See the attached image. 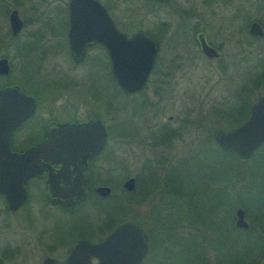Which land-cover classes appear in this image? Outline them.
Returning <instances> with one entry per match:
<instances>
[{"label":"rangeland","instance_id":"1","mask_svg":"<svg viewBox=\"0 0 264 264\" xmlns=\"http://www.w3.org/2000/svg\"><path fill=\"white\" fill-rule=\"evenodd\" d=\"M113 1L121 7L118 9L120 28L128 35L139 28L145 33H151V29L156 31L154 28L162 22L169 25L167 30L164 25L165 31L155 32V35L159 36L160 47L156 54L155 68L141 91L125 94L118 90L120 97L118 96L116 101L109 99V95L118 93L117 85H114L109 71L106 73L91 62L87 63L88 57L94 54L101 57L99 54H104L99 46H94L87 49V58L83 63L72 66L71 74L81 75V78L77 81L79 88L71 87L70 91L72 94L80 92L95 96L100 102L105 99L104 103L98 108L93 106L92 100L73 97L67 92L54 100L60 120L85 119L100 110L102 114H98L109 126L101 172L111 188V193L105 199H100L101 205L88 199L79 209L80 212L69 215L77 226V217L87 220L81 228L74 230H86L88 223L90 226H96L108 220L101 213L103 206L116 208L117 213H106L109 217L112 213L110 218H114L115 223L128 219L131 214L130 207L134 206L138 220L152 236L149 255L143 264H189V259L195 257L196 253L205 264H248L250 259L257 264H264V147L254 152L250 158L237 159L232 154L228 156L226 153L214 151V134L209 138L207 131L213 126L230 128L226 127L229 122V118L224 116L226 113L221 114L222 116L214 115L215 109L226 112L228 106L233 107V104L240 101L252 104L257 96L264 93V83H254L257 74L264 68V38L251 41L249 50L246 48L244 54H241V50L234 49L231 53L228 49V45L231 47L234 44L233 37L239 38L241 44H246L247 32L245 35L243 31L236 30L238 27L243 30L244 19L251 18L249 22L257 20L264 26V0H248L247 4H244L247 10L237 9V21L232 25L233 37L231 33H226L231 32L228 30L230 25L227 24L232 21L221 19L220 16L207 23L211 25L206 28L208 32L216 23L225 24V31L221 36L228 43L224 44L223 54L218 60L209 61L190 43L185 26L188 22H183L169 7H165L163 11L155 10L153 16H150L146 15L145 8L140 6L141 0ZM17 6L23 9L21 15L28 20L26 27L11 43L12 49L8 54H4L11 64L9 82H25L24 78L26 76L27 80L33 65H38L43 79L37 82L39 85L46 83V86L48 83L50 87L49 84L53 85L58 81L46 79V76L54 70L59 73L63 67L70 68L69 55L57 54L61 48H55L58 46L45 40L43 45L41 44L44 54H36L37 59H34V54L15 53V42L18 43L20 39L27 40L36 27L35 23L38 26V21L33 22L35 19H48L49 28L60 32L61 16L52 10L49 13V7L45 5L36 11L29 6L24 7L23 4ZM131 7L135 9L130 10ZM228 12L230 13L229 9ZM52 50L55 53H48ZM63 50L67 52L66 44ZM49 77H52L51 74ZM72 81L74 82V79L68 82ZM43 101L46 104L45 98ZM110 103L117 105V113L108 111L107 105ZM104 105L106 109L103 108ZM103 109L105 111H102ZM62 111L63 113L59 114ZM117 127H121V131ZM161 131L168 135L159 138ZM187 155L192 156L186 160L184 175L198 177L199 181L206 179L203 180L204 185L196 196V213L192 211L194 214L190 219L183 216L182 199L173 196L176 188L171 189L173 191L169 193L164 188L167 175L176 181L175 187L182 184L180 168L175 171L173 168ZM199 164L200 171L194 167ZM239 174L244 178L235 180L234 176ZM128 177H137L140 180H135V188L131 192L123 190L120 186ZM168 177L167 180L171 181ZM176 178L181 180L178 184ZM224 184L225 191L220 193L219 189L224 188ZM235 194L244 202V207L249 213L245 216L250 225L244 233L234 232L231 228L229 231L222 230L218 223H214V216L226 214L225 204H228L227 211L231 214L237 208L234 207ZM215 204H219V207H215ZM56 215L64 214L52 210L45 216L41 209L36 208L33 217L26 220L29 224L27 229L32 232L40 224L54 221ZM189 224L198 238L197 241L186 236L190 232ZM156 226L160 229L156 230ZM166 226L172 228L170 236L164 235L166 231L163 227ZM45 227L51 228L50 225ZM52 232L53 229H49L47 235H52ZM191 243L194 244L190 245ZM245 251H262V254H244L247 259H242L240 254Z\"/></svg>","mask_w":264,"mask_h":264},{"label":"flooded vegetation","instance_id":"2","mask_svg":"<svg viewBox=\"0 0 264 264\" xmlns=\"http://www.w3.org/2000/svg\"><path fill=\"white\" fill-rule=\"evenodd\" d=\"M27 1L0 0V54H2L0 55V58H5L8 65L7 73L0 74V80L1 81L3 80L2 82L0 81V91L7 88H16L18 91H20L21 93H23L33 101L32 114L29 117H27L25 120H23L21 123H19L16 127H14L10 132L9 151L16 155H22L32 145L44 141L50 124L53 123L83 124L88 122L93 116H96L98 121L103 125L107 137H106V142L99 153L91 157L84 156L82 158V175L85 180V198L81 203L66 208L59 206L57 203L53 204L46 191L45 181L47 177V172L45 169H41L39 173H37L36 175L29 176L26 178V180L22 184L24 197L20 201V203L13 208L10 207L5 194L2 191H0V264H64L66 262L67 256L72 246L76 241H88L92 244L99 243L117 225L121 224L124 221H132L137 225H139L143 229L147 237V253L144 259L141 260V262L139 263V264H143L149 255L150 240H149V234L145 230L144 226L141 224L140 220L139 222L134 220L137 218V213L134 209V206L133 208L132 206L130 207L131 214L129 215L127 214L128 219L119 221L118 223H115L114 218H110L113 216L112 213L110 217L106 215V213L108 212L111 211L113 212V210L111 209L113 208V206L110 207L111 210H106L105 207L103 206L102 209H100L101 213L103 214V217H107L108 220H104L103 222H101L102 224L98 223V225L96 226H90L88 223L86 230H82V229H79V231L74 230L75 228L77 229L81 228L82 225H84L85 222L87 221L86 218L82 219L77 217V224L79 225L77 226L74 225L73 218L71 220V217L69 216V215L72 216L73 213L80 212L79 209L81 208V206H83L84 203H86L88 199L92 203L97 202L100 203L101 205L102 202H100V199H105L111 193V188L110 186H108V184L106 185L104 183L105 179L101 172L102 160H105L102 157L103 154H105L106 143L109 136V128H108L109 126L106 123V121L103 118H101L100 115L98 114V113L102 114L100 110L90 114L85 119L68 118L67 120H60L59 119L60 117L56 113V105L54 104V100L61 97L62 94H65L67 92L70 93L73 97L78 96L82 99H86L89 101L92 100L91 103L94 104L93 106H97L99 108L101 103L102 104L104 103L105 99L103 100V102H100L99 99H96L95 96H90L89 94L84 95L80 92H75V94L71 93L70 91L71 87L79 88L80 84H78L77 81H80L81 75L78 76L72 75L70 71L73 70L72 66H77L83 63V61L87 58L86 57L87 49L92 48L94 46H99L104 52V54H99L102 58L94 54L92 57H88L86 59L87 63L91 62L93 65L103 69V71L106 73H108L109 71L110 73L108 74L115 82L111 72V65L107 51L101 44L95 43L85 48L83 57L80 61L73 60L68 47V35H67L68 26H69V20H68L69 12H68L67 4L69 0H30L31 2H29V0ZM96 1L99 3V5H101V7L104 8L105 12L111 19L116 29L121 31L120 20L118 15V9L120 10L121 7L119 8L117 3H115L113 0H96ZM247 1L248 0H141L139 4L140 6H143L145 8L146 15L149 14L150 16H153L155 10L163 11L165 7H169L172 11L176 12L177 15L180 16L183 22L185 23L188 22V24L186 23L185 25L186 31L188 32L187 34L188 39L190 40V43H192L196 48H198L199 54H202V56L204 57L200 47L199 35L203 37L205 43L208 46L213 48L217 52V54H219L218 57L213 59H207L204 57L206 60L209 61V60H218L221 54H223L224 44L226 43L228 45L227 40L221 36V34L225 31L223 29L225 24L216 23L215 26L211 28L208 32L206 28H210L211 26L208 25L209 21L214 20L215 18L218 19L220 16L222 17L221 19L224 20L227 19L229 21H232L231 23L227 24L230 25L228 30L231 32H226L227 34L231 33L232 36V32H233L232 25H234V22L237 21V15H236L237 9L240 8L246 9L244 4L245 3L247 4ZM21 4L25 5L24 7L29 6L30 8L33 9V11H36L38 8L40 9L42 5H45L49 7L48 8L49 13H51L50 10H52L56 15L59 14L61 16L60 32L54 31L49 28L48 19L46 21H42V20L39 21L38 19H35L33 20V22L38 21V26L37 23H35L36 27L33 28L32 30L33 32H31L28 35L27 40L21 41L20 39L18 43L15 42V46H16L15 53L17 52L18 54H34V59H37L36 54H44L41 44L43 45V42L45 40L47 42L54 43L53 45L55 46H58L55 48H61V51L59 50L57 54L63 53L69 55V59H70L69 63L71 66L70 68L63 67L59 73L57 71H56L57 73H55L54 70L52 73H50L52 77H49L50 74L46 76L47 78L44 77L46 79L51 78L50 80L52 81H58V83L56 84L53 85L49 84L50 87H48V83L46 86V83L39 85V83L37 82V80L43 79V77L40 75L41 73L39 72L40 70L38 65L36 66L33 65L31 69L32 72L27 76V80H26V76L24 78L25 82L23 83L17 82V84H12V82H9L10 79L8 78L10 76L11 64L8 58L4 54H8L9 50L12 49L11 43L13 42L14 39H16L19 36L21 30L24 27H26V22L28 20L23 15H21L23 9L20 6H17ZM132 5L134 4L132 3ZM132 9H135V7L130 8V10ZM228 9L230 13L228 12ZM223 11L225 12L223 13ZM12 12H15V15L20 21V28L15 34L12 33L10 27V15ZM250 19L251 18L244 19L243 30H240L239 27L236 29L237 32L243 31L245 35L247 32L248 36L246 35L247 37L246 44L245 45L241 44L239 38L232 36L233 38H235L233 41L234 44H232L231 47H229L228 45V49L229 51H231V53L235 49V50H241L242 51L241 54H244L246 48L247 50H249V45L251 41H258L264 38V26L261 25V23L258 22L257 20H251L249 22ZM253 21H256L260 25L263 31V34L261 36H253L249 33V25ZM164 25L167 26L165 29L167 30L169 24L162 22L158 24V27L156 26L154 28L156 29V31H153L152 28L151 33L156 34L155 32H157L158 30L160 32L165 31L163 29ZM245 26L247 28H245ZM155 41L159 45V42L157 40ZM65 44H66L67 52H64V50L62 51L63 46ZM50 52L55 53L54 50L49 51L48 53ZM156 54L153 59V64L149 76L152 74V71L155 68ZM37 73L39 74L37 75ZM70 79H74V82L73 81L68 82ZM115 84L116 82L114 83V85ZM116 89L117 91L122 90L118 85ZM142 89L134 93H137ZM134 93H128V94H134ZM119 94H120L119 91L118 93L114 92L111 95H109L108 98L109 99L113 98L116 101ZM44 98L46 99V104L43 101ZM70 98L72 97L70 96ZM247 103L248 101L246 102L240 101L237 104H233V107L232 105L228 106L226 108V112L220 110L217 111L216 109L215 112H220L221 114L229 113V112L232 113L234 111L240 112L241 109L242 111H245L246 107L248 106L247 108V116H248L251 104L247 105ZM116 106L114 103H110L109 105H107L108 107L107 109L108 111L117 113L118 108ZM103 108H105V105L103 106ZM105 109H103L102 111H105ZM61 113H63V111L59 112V114ZM65 113H67V110H65ZM61 116L63 117V115ZM117 128H120L119 130L121 131V127H117ZM4 158L6 159V156L0 158V161L1 160L2 162L5 161ZM6 167L7 166H5V163L0 162V187H2V190L6 189L10 191L7 185L9 182L10 173H9V169ZM99 186L109 187L110 190L109 194L104 197L100 196L97 193V188ZM134 188H135V179H134ZM11 198L17 200L19 199V195H16V193L13 191V195L11 196ZM226 203H228V201H226ZM215 207L218 208L219 204H215ZM224 207L226 210V214H223L224 216H219V217L214 216L215 219L214 223L216 224L218 223L220 229L222 230L225 229L226 231H229V228H232V222H231L232 218L229 216L230 213L227 211L229 209L228 204H225ZM36 208L41 209V212L45 216H48V214H50L52 210H58L61 214L64 215H60V216L56 215L54 221L48 222L47 224L42 223L35 230L30 232V230L27 229L29 224L27 223L26 220L31 219L33 217ZM235 210L233 212L234 225H235ZM114 212L117 213V211ZM125 212L126 211H124V213ZM244 220L247 223V226L242 229L245 230L246 232L249 228L250 222L246 218L245 213H244ZM47 225H50L51 228L45 227ZM49 229L51 230L53 229L52 235L51 234L47 235ZM90 261L91 263H96L95 258H91Z\"/></svg>","mask_w":264,"mask_h":264},{"label":"water","instance_id":"3","mask_svg":"<svg viewBox=\"0 0 264 264\" xmlns=\"http://www.w3.org/2000/svg\"><path fill=\"white\" fill-rule=\"evenodd\" d=\"M68 47L73 60L80 61L85 48L95 43L107 51L111 72L116 84L127 93L142 89L150 74L158 43L141 29L127 35L116 29L104 8L96 0H69ZM10 27L13 34L20 28V21L12 12ZM249 33L261 36L260 25L253 21ZM201 51L205 58L219 54L208 46L199 35ZM5 58H0V74L7 73ZM33 101L16 88L0 91V158L6 156L9 169L8 190L2 191L11 208L24 197L22 184L27 177L45 169L46 191L53 204L66 208L81 203L85 198V180L82 175V158L101 151L106 142V131L96 116L83 124H50L44 141L34 144L22 155L9 151L11 130L32 114ZM213 141L222 151L232 152L242 159L252 156L264 143V93L250 105L248 116L238 125L219 128ZM121 187L132 191L134 178L125 179ZM13 191L19 199L11 198ZM109 187L99 186L97 193L104 197ZM235 226L245 228L244 211L235 210ZM147 253V237L143 229L132 221L117 225L99 243L76 241L64 264H139ZM95 258L96 263L90 259Z\"/></svg>","mask_w":264,"mask_h":264},{"label":"trees","instance_id":"4","mask_svg":"<svg viewBox=\"0 0 264 264\" xmlns=\"http://www.w3.org/2000/svg\"><path fill=\"white\" fill-rule=\"evenodd\" d=\"M146 35H148V36H150V37H152L153 39H155V40H157L158 42H159V36H157V35H155V34H152V33H145ZM263 70H261L258 74H257V76H256V78H255V84L257 85V83H264V68H262ZM145 87V86H144ZM123 93H125V94H128V93H126L125 91H123V90H121ZM249 104V102L247 103V105ZM247 108H248V106L246 107V109H245V111H242V109L240 110V112H236V111H234V112H229V113H226V114H224V116H227L228 118H229V122H225L226 123V127H232V126H235V125H237V124H239L241 121H243L244 119H245V117L247 116ZM214 115H219V116H222L221 115V113L220 112H215L214 113ZM209 128V127H208ZM219 128H216V127H212V128H209V130H207L208 131V135H209V138H211V136L215 133V131L216 130H218ZM168 134L167 133H162V131H161V133H160V136H159V138H165V136H167ZM211 140V139H210ZM211 142V141H210ZM202 145H204V144H202ZM214 146H215V148L213 149L214 151H217V152H219L220 154H222V153H226V154H228V156L229 155H234L235 156V158H237V159H239V157L238 156H236L234 153H232V152H225V151H222V150H220L219 148H217L216 147V145L214 144ZM261 147H264V143L259 147V148H257L256 149V151L255 152H258L260 149H261ZM211 148H213V146L211 147ZM223 155H225V154H223ZM192 155H187V157L186 158H182L180 161H179V163H178V166H175L173 169H174V171L177 169H179L180 168V170H181V173H182V176H181V180H182V184H180L179 186H176L175 187V185L174 184H176V181H174V179L172 178V179H170L169 177H168V175L165 177V179H164V188H165V190L169 193V191H173V190H171V189H175L176 188V191H173V192H175V194H173V196L175 197V198H179V199H182V202H184V206H183V208H182V211H183V216H185V217H189V219L190 218H192V215L194 214V213H196V207H197V198H196V196H197V193H198V191L200 190V189H202L201 188V186L202 185H204V182H203V180H206L205 178H203L201 181H199L198 180V177H195V178H192V176H186V175H184V171H185V166H186V160L189 158V157H191ZM231 157V156H230ZM256 164V163H255ZM194 167L195 168H198V170L200 171V164L199 165H194ZM236 167H237V163H236ZM248 167H249V165H248ZM171 174V173H170ZM149 175V174H148ZM167 177H168V179L169 180H171V181H168L167 180ZM239 177H241L240 176V174L239 175H237V176H234V178H235V180L237 179V178H239ZM241 178H244V177H241ZM135 180L136 181H138L139 180V178H135ZM176 180H177V184L181 181H179V179L178 178H176ZM227 180H229V178L228 179H226V183L228 182ZM147 181V180H146ZM146 181H144V186H145V182ZM138 182H140V180L138 181ZM104 183L105 184H107L105 181H104ZM184 185V186H183ZM183 186V187H182ZM224 186V188H221V189H219L220 191V193H221V191H225V184L223 185ZM238 194V193H237ZM237 194H235V200L234 201H236L235 203H234V207H241L242 209H243V211H244V213L248 216V212L246 211V209H245V207H244V202H242L241 201V199L237 196ZM237 196V197H236ZM181 202V203H182ZM180 203V204H181ZM105 209L106 210H113V211H115L116 210V208L113 206V208H111L110 209V207H105ZM194 209V210H193ZM233 210V209H232ZM192 211H194V213L192 214ZM251 215V214H250ZM231 218H232V228H231V230L232 231H234V232H238L239 231V233L241 232V233H244L245 232V230H243L242 228H237L235 225H234V222H233V213L231 214L230 213V215H229ZM130 217V216H129ZM252 218H253V216H251ZM134 219V218H133ZM254 219V218H253ZM134 220H136V221H138L139 222V220H138V218H136V219H134ZM181 220V219H180ZM231 220V219H230ZM159 222V221H158ZM161 223V222H160ZM190 223H192V221H190ZM254 223H255V221H254ZM162 224V223H161ZM189 230H190V232H188L187 233V238L188 237H190V238H192V239H194L195 241H197L198 240V238H197V236H196V234L195 233H193L192 232V230H193V228H192V226L189 224ZM155 229L156 230H159L160 229V227H158V226H156L155 227ZM163 229L166 231V232H164V235L166 236H170L171 235V230H172V228H168V226H166V227H163ZM162 229V230H163ZM236 230V231H235ZM149 232V231H148ZM149 240H151L150 241V243H152V236H151V233L149 232ZM153 235V234H152ZM154 236V235H153ZM201 242V241H200ZM199 242V243H200ZM195 243H197V242H195ZM194 243H191L190 245H193ZM262 251H259V252H257V253H253V252H248V251H245V252H243L242 254H240L241 255V258L242 259H247V257H245V256H243L244 254H246V256L249 254V255H260V254H262L261 253ZM261 256V255H260ZM197 259V260H196ZM249 263L248 264H257L256 262H253L251 259H250V261H248ZM189 264H205V262H203V261H201V257H200V259H199V256H197V253H196V255H195V257H192V258H190L189 259Z\"/></svg>","mask_w":264,"mask_h":264}]
</instances>
